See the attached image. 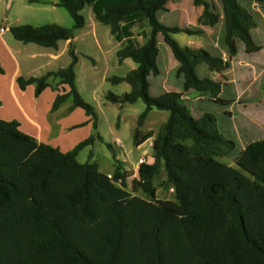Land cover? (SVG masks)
<instances>
[{
	"label": "trees",
	"instance_id": "obj_1",
	"mask_svg": "<svg viewBox=\"0 0 264 264\" xmlns=\"http://www.w3.org/2000/svg\"><path fill=\"white\" fill-rule=\"evenodd\" d=\"M168 1L58 0L55 5L67 11L72 29L55 24L9 29L23 44L56 50L68 42L69 66L41 77H19L17 85L21 90L34 85L37 97L51 86L49 78L57 79L68 91L57 94L51 111L72 97L71 110L80 108L94 118L75 89L73 70L72 30L84 26L80 11L89 6L118 43V62L130 59L136 65L125 77L111 79L128 84L130 92L106 98L120 104L141 100L146 109L133 143L153 141L151 161L138 166L129 191L130 174L114 154L111 178L96 163L77 161L78 152L100 137L90 135L64 153L22 133L16 121L0 120V264H264V137L249 140L235 155V143L224 136L226 130L219 131L212 115L193 117L179 104L185 93L195 91L228 107L230 102L218 98L220 84L200 79L195 71L203 63L221 73L227 64L204 50L179 46L173 34L199 32L162 25L157 13ZM219 1L230 56L237 52V41L246 53L259 51L251 37L253 18L240 4L264 7V0ZM192 3L203 6L201 25L219 22L210 4ZM158 35L178 63L175 76L182 87L153 97L148 77L160 74ZM152 109L167 112L168 118L156 134H142ZM223 115L229 127L231 114L225 110ZM228 156H234L233 166L222 161ZM157 188L172 189L173 200L158 199Z\"/></svg>",
	"mask_w": 264,
	"mask_h": 264
},
{
	"label": "rangeland",
	"instance_id": "obj_2",
	"mask_svg": "<svg viewBox=\"0 0 264 264\" xmlns=\"http://www.w3.org/2000/svg\"><path fill=\"white\" fill-rule=\"evenodd\" d=\"M56 2L57 0H39V3L29 2V0H0V28H2V30L8 28V31L5 32V39L17 45L13 46V49L19 48L21 62L25 59L27 53H39V58L36 59L33 64L34 68L39 66V70L33 73V76L41 77L47 72H55L69 66L72 62V57L68 54L69 46H65V42H60L58 44V51L61 52L59 59L56 61H49L46 56L53 52L52 49L42 48L35 44H23L18 42L13 38L9 29L20 25L39 27L50 24L72 29L74 25L73 20L63 7L55 5ZM240 5L251 14L254 21L258 22V16L250 9L249 4L241 3ZM80 15L84 19V26L80 29L72 30V46L76 57V63L73 68L75 74V89L81 100L91 106L95 116L94 118L86 116L84 111L77 110L82 116L86 117V123L75 126V129L71 133V135H73L71 141L67 144L63 142L64 144L61 148L71 151L90 135L100 137L102 139L101 141L95 140L92 145L84 147L78 152L76 157L77 161L81 164L87 161L96 163L100 172L110 173L115 167L113 154L118 157L119 161L125 158L126 162L123 163V166L125 169H129L128 173L130 177L127 179V189L130 191L131 180L136 176V172H134L131 167L136 165L139 157L146 161H150L152 156V146L149 142L144 145L141 144L138 147L133 143L138 117L145 111L146 106L141 100L132 104H120L113 103L107 100L106 97L108 95L121 97L130 92V86L128 84L124 82L113 83L111 79L125 77L127 73L135 69L136 65L130 59H126L122 63L118 62V43L113 39L109 28L95 20L89 6H84L80 11ZM157 18L159 22L166 27H179L184 29L187 27V29H192V27L184 25L186 23L180 18V13L178 11L171 13L160 11L157 13ZM173 38L180 46L184 39H186V36L179 33L174 35ZM254 42L260 44L256 38H254ZM261 42L264 45V41ZM203 43L207 47L208 54L213 57L218 56L217 51H214L211 47L209 39H205ZM157 46L159 49L157 65L160 74L156 77L152 75L149 77L151 85L150 95L153 97L160 96L165 90L181 91L180 78L175 76L177 69L176 65L178 63L173 58L161 36H158ZM191 48L190 50L197 51L194 50V47ZM195 71L200 79H209L216 83L223 82L221 87L224 89L219 93L218 98L227 102L233 100L234 89L224 84L223 78L217 76L216 71L209 70L208 66L203 63L199 64ZM258 71H260V69H258ZM57 81L58 80L54 78L48 79L53 89H55V83ZM255 87L259 88L260 95L257 101L252 102L249 104L250 107H247L249 109L247 111L250 114L254 112L258 113V111L260 112L264 105V78L259 84H256ZM196 97H200V100L191 102L182 99L179 100V104L184 106L187 112L193 117L204 113L212 115L216 119L219 131L222 133L226 130L227 133H223L224 136L235 143V155L238 154L246 146V140L244 141L243 136L237 140L235 133L229 130L223 115L228 107L210 100L208 96L192 91L190 98ZM72 101L71 97L66 101L65 105L69 103L72 104ZM246 106L247 105H245V107ZM64 107L66 108L67 106ZM52 117L54 119L56 116ZM167 118V112L152 109L148 113L145 123L141 128V133L144 134L148 131H154L156 134L161 124L164 123ZM240 118L241 117H238V119ZM75 120L79 122L77 117ZM85 131H89L86 137L81 140H74ZM57 134V130L54 133H49L48 139L55 138ZM222 161L233 166L234 156L224 157ZM134 174L135 176H132ZM163 177L164 175L161 173L158 178L154 180V185L158 186ZM157 198L160 200H173V190L157 188Z\"/></svg>",
	"mask_w": 264,
	"mask_h": 264
},
{
	"label": "crops",
	"instance_id": "obj_3",
	"mask_svg": "<svg viewBox=\"0 0 264 264\" xmlns=\"http://www.w3.org/2000/svg\"><path fill=\"white\" fill-rule=\"evenodd\" d=\"M203 1L210 4L212 11L219 16V22L213 27L204 26L199 23V18L203 12V6H194L192 0H169L163 12L171 13L178 11L180 13V18L186 23L184 25L192 27V29L198 30L199 32L193 35L180 33L186 36V39H184L180 47L187 49H192L191 47H194V50H204L207 52V47L203 41L209 39L211 47L214 51H217L218 56L216 57L220 58L225 64H227L226 71L221 73L216 71V75L223 78L224 84L229 85L234 89L233 100L229 101L230 103L228 104L226 111L231 114L229 129L235 133L237 140L243 136L244 141L246 139L247 143L249 140L262 138L264 137V105L260 112L258 111V113L254 112L251 114L247 111L249 110L247 107H250L249 104L258 100L260 92L259 88L255 86L264 78V45L261 42L264 41V7L257 4H249L250 9L258 16V22L253 20L255 27L251 31V37L253 43L260 48L259 51L246 53L243 45L237 41V52L235 55L230 56L224 43V28L220 1ZM6 31H8V28L3 30L0 28V64L4 70V73L0 74V120L6 122L16 121L19 124V130L22 133L33 137L39 143L58 148L64 153L69 152V149L63 150L61 146L64 143L67 144L71 141L73 136L71 133L75 129V126L86 123V117L82 116L81 113L77 111L82 109L75 108L74 110H71V104L69 103L68 105H65V102L56 111H51L52 104L57 94L68 91V87L58 85V81L55 83V89L51 86L47 87L37 97L35 96L34 85H29L24 90H21L18 87L16 82L17 78L23 77L27 79L29 77H35L33 76V73L39 70V66L34 68L33 64L36 59L39 58V53H27L25 59L21 62L19 48L13 49V46L17 45L10 43L8 39H5ZM174 35L177 34H173L172 36ZM254 38L258 39L260 44H256ZM66 45H68V42H65V46ZM58 50L59 45L56 50L52 49L53 52L49 53L46 58L49 61L58 60L61 54ZM176 68H178V64L176 65ZM258 69H260V71H258ZM220 83L221 82H219V84ZM222 83L220 84V92L224 89L221 87ZM181 87L182 79L180 78V89ZM165 92L168 91L165 90L163 93ZM176 92H180V90H177ZM191 94L192 91L185 93L182 99L191 102L200 100V97L190 98ZM245 105L247 106L245 107ZM64 106L67 107L65 108ZM52 116L56 117L53 119ZM76 117L79 122H76ZM238 117H241L242 119H238ZM56 130L58 133L56 137L48 139L49 133H54ZM88 133L89 131H85L74 140H81L86 137ZM152 141L153 138L145 141L142 145L149 142L152 146ZM140 158L141 157L138 159ZM116 159H118L117 156ZM120 161L122 162L124 171L128 172L129 169H125L123 166L126 159L123 158ZM150 161H147V163H150ZM138 166L139 165L136 163V165L131 167L136 174ZM112 172L104 174L111 175ZM132 176H135V174Z\"/></svg>",
	"mask_w": 264,
	"mask_h": 264
},
{
	"label": "built area",
	"instance_id": "obj_4",
	"mask_svg": "<svg viewBox=\"0 0 264 264\" xmlns=\"http://www.w3.org/2000/svg\"><path fill=\"white\" fill-rule=\"evenodd\" d=\"M145 163H147V161L144 160V159H142V158H140V159L137 160V164H138V165H140V164H145ZM108 177L111 178L110 175H108Z\"/></svg>",
	"mask_w": 264,
	"mask_h": 264
}]
</instances>
